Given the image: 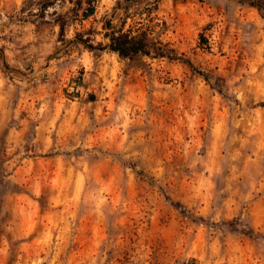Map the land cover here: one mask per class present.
Segmentation results:
<instances>
[{
	"label": "rangeland",
	"instance_id": "1",
	"mask_svg": "<svg viewBox=\"0 0 264 264\" xmlns=\"http://www.w3.org/2000/svg\"><path fill=\"white\" fill-rule=\"evenodd\" d=\"M0 264H264V0H0Z\"/></svg>",
	"mask_w": 264,
	"mask_h": 264
},
{
	"label": "trees",
	"instance_id": "2",
	"mask_svg": "<svg viewBox=\"0 0 264 264\" xmlns=\"http://www.w3.org/2000/svg\"><path fill=\"white\" fill-rule=\"evenodd\" d=\"M260 8V6H257ZM92 10L84 12L85 16H88ZM124 20L119 26L113 25L110 21H106L104 28L106 29L105 37L108 41L105 44L98 42L97 44L90 43L86 38H83L79 34H75L74 39L83 44L89 50H103L108 49L118 54L123 59H133L137 55H150L152 49L155 51V57H166L169 60L176 59L175 54H170L167 50H164V44L159 41L156 43L149 36L146 31H141L138 34H132L130 31L123 30ZM60 32H62V26H60ZM173 51V50H172ZM174 52V51H173Z\"/></svg>",
	"mask_w": 264,
	"mask_h": 264
},
{
	"label": "bare ground",
	"instance_id": "3",
	"mask_svg": "<svg viewBox=\"0 0 264 264\" xmlns=\"http://www.w3.org/2000/svg\"><path fill=\"white\" fill-rule=\"evenodd\" d=\"M218 133H219V127L216 126V128H215V135H217Z\"/></svg>",
	"mask_w": 264,
	"mask_h": 264
}]
</instances>
